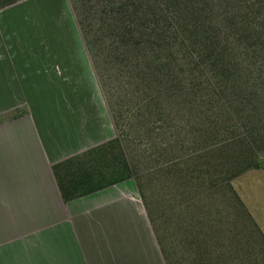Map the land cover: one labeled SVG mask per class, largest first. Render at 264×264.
<instances>
[{
    "label": "trees",
    "instance_id": "16d2710c",
    "mask_svg": "<svg viewBox=\"0 0 264 264\" xmlns=\"http://www.w3.org/2000/svg\"><path fill=\"white\" fill-rule=\"evenodd\" d=\"M68 1L116 136L53 167L64 202L133 181L166 264H264L233 185L264 170V0Z\"/></svg>",
    "mask_w": 264,
    "mask_h": 264
},
{
    "label": "crops",
    "instance_id": "0c3cea01",
    "mask_svg": "<svg viewBox=\"0 0 264 264\" xmlns=\"http://www.w3.org/2000/svg\"><path fill=\"white\" fill-rule=\"evenodd\" d=\"M59 2L72 26L65 46L42 37V22L10 30L0 19V264H166L140 195L124 183L68 203L61 196L53 167L116 133L100 88L85 89L90 79L96 87L94 68ZM233 185L264 233V172Z\"/></svg>",
    "mask_w": 264,
    "mask_h": 264
},
{
    "label": "rangeland",
    "instance_id": "374dc122",
    "mask_svg": "<svg viewBox=\"0 0 264 264\" xmlns=\"http://www.w3.org/2000/svg\"><path fill=\"white\" fill-rule=\"evenodd\" d=\"M59 1H62V0H59ZM59 1L58 0H24L13 6L5 8V10H2V12H0V19L5 20L6 24H9L12 26L10 30H14L13 29L14 25H21V26L26 25L27 26L25 27L26 31L28 30L33 31L34 27H32V25L40 24L42 26V23H44L46 26L44 30L46 32L44 35H42V37L46 38L52 46H54L56 42L57 43L61 42L62 46H65L69 42L70 39L73 40L71 33L69 31V29L70 30L72 29V26L70 22L71 19L69 18L68 12L65 10V6ZM66 2L68 4V7L70 8L72 15L74 16L70 2L68 0H66ZM30 34L31 36L32 35L35 36L34 32H30ZM12 35L15 36L17 35V33L16 34L13 33ZM73 37H74V40L76 41L77 40L76 37L75 36ZM24 40H22V42H25ZM30 40L31 42H33L31 37H30ZM78 44L79 43H77V53L79 51V55H80L81 52H80V47ZM55 51L61 52L62 50L55 49ZM88 81L90 82L85 81L87 85V88L84 85L85 89H88L91 92V90H94L95 88H99L97 79L95 80L96 87L92 86L91 79ZM48 88L51 90V86H48L47 88H45V91L43 92L44 96L40 98L41 100L40 105L41 103L42 104L48 103L49 100L51 99V97L49 96L50 93L48 91ZM96 99L97 98H95V100ZM2 119L4 118H0V120ZM259 171L260 173L264 172L262 170H259ZM251 172H253V174H260V173H254V171H251ZM238 180H237L236 186L238 189H242L239 183L240 180L239 181ZM123 186L126 192L129 193V195H132V194L137 195L139 198L137 188L133 181L125 182Z\"/></svg>",
    "mask_w": 264,
    "mask_h": 264
}]
</instances>
